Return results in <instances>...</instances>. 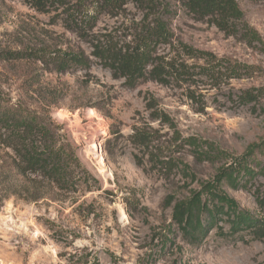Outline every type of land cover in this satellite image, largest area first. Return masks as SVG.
Returning a JSON list of instances; mask_svg holds the SVG:
<instances>
[{"label":"rangeland","instance_id":"1","mask_svg":"<svg viewBox=\"0 0 264 264\" xmlns=\"http://www.w3.org/2000/svg\"><path fill=\"white\" fill-rule=\"evenodd\" d=\"M149 1L0 0V92L72 149L25 190L0 149V264H264V0H232L223 24ZM157 19L143 77L98 56L134 51ZM192 198L201 229L185 232Z\"/></svg>","mask_w":264,"mask_h":264},{"label":"trees","instance_id":"2","mask_svg":"<svg viewBox=\"0 0 264 264\" xmlns=\"http://www.w3.org/2000/svg\"><path fill=\"white\" fill-rule=\"evenodd\" d=\"M113 2L115 0H104ZM153 1L148 2L151 4ZM153 5L151 4V6ZM188 8L196 13H215L221 18L220 23L227 19L238 18L239 9L232 0H188ZM168 28L163 20H155L153 28H146L141 39L140 46L129 54H121L112 50L100 52L99 57L118 63L123 77L129 81L143 77L144 65H146L145 49L153 39L166 40ZM97 55V54H96ZM68 56L61 59L62 64L73 61L79 62L77 57ZM0 92V149L6 151L11 169L17 178H24L20 184L24 186L26 181H31V176L37 174L41 177L61 178L65 173V164H70L72 149L69 143H60L54 129L49 124H44L41 117L28 108L13 103L11 99ZM9 152V153H8ZM11 154V155H10ZM3 168V167H2ZM4 167L3 170H5ZM219 181L227 179L230 182L232 174L227 173ZM32 183L33 180L31 181ZM2 185V184H1ZM21 188V185L19 186ZM8 186L5 184L2 190L6 193ZM213 198L218 203L232 207L234 203L218 191L213 192ZM36 198V197H35ZM204 205L197 198L178 204L175 208V218L178 224L186 232L195 231L200 228L199 214L204 210ZM244 222V220H242Z\"/></svg>","mask_w":264,"mask_h":264},{"label":"bare ground","instance_id":"3","mask_svg":"<svg viewBox=\"0 0 264 264\" xmlns=\"http://www.w3.org/2000/svg\"><path fill=\"white\" fill-rule=\"evenodd\" d=\"M93 152V151H92ZM95 157V156H94ZM97 165L101 171H104V164L102 160L99 157H95Z\"/></svg>","mask_w":264,"mask_h":264}]
</instances>
